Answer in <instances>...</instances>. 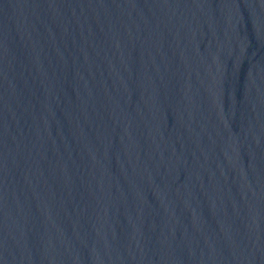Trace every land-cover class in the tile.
Masks as SVG:
<instances>
[{"label":"water","instance_id":"95a60500","mask_svg":"<svg viewBox=\"0 0 264 264\" xmlns=\"http://www.w3.org/2000/svg\"><path fill=\"white\" fill-rule=\"evenodd\" d=\"M0 264H264V0H0Z\"/></svg>","mask_w":264,"mask_h":264}]
</instances>
